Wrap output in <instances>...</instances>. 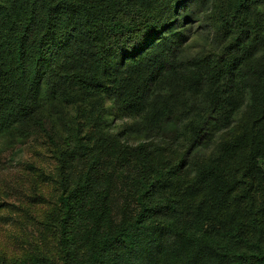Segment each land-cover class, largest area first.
<instances>
[{"label":"trees","instance_id":"trees-1","mask_svg":"<svg viewBox=\"0 0 264 264\" xmlns=\"http://www.w3.org/2000/svg\"><path fill=\"white\" fill-rule=\"evenodd\" d=\"M29 142L0 264H264V0H0V173Z\"/></svg>","mask_w":264,"mask_h":264},{"label":"rangeland","instance_id":"rangeland-1","mask_svg":"<svg viewBox=\"0 0 264 264\" xmlns=\"http://www.w3.org/2000/svg\"><path fill=\"white\" fill-rule=\"evenodd\" d=\"M38 144L29 142L20 151L5 153L1 158L4 169L0 173V205L4 208L0 210V245L10 251L13 246L21 252L28 247V234L36 235L32 222L38 226L44 217V210L39 209L47 207L57 194L51 180L55 178V162ZM25 209L31 215H25Z\"/></svg>","mask_w":264,"mask_h":264}]
</instances>
